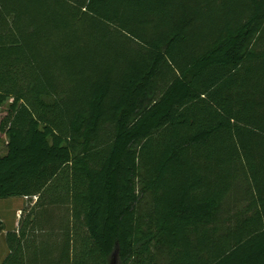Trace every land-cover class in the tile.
<instances>
[{
    "label": "trees",
    "instance_id": "1",
    "mask_svg": "<svg viewBox=\"0 0 264 264\" xmlns=\"http://www.w3.org/2000/svg\"><path fill=\"white\" fill-rule=\"evenodd\" d=\"M0 108L1 264H264V0H0Z\"/></svg>",
    "mask_w": 264,
    "mask_h": 264
},
{
    "label": "rangeland",
    "instance_id": "2",
    "mask_svg": "<svg viewBox=\"0 0 264 264\" xmlns=\"http://www.w3.org/2000/svg\"><path fill=\"white\" fill-rule=\"evenodd\" d=\"M3 109L0 108V114ZM7 137L0 132V151L6 150ZM37 198L10 197L0 199V264L8 253L6 233L19 226V220L23 211H29ZM244 198V185L239 183L226 201V207L234 211H240L246 204ZM229 209V210H230Z\"/></svg>",
    "mask_w": 264,
    "mask_h": 264
},
{
    "label": "built area",
    "instance_id": "3",
    "mask_svg": "<svg viewBox=\"0 0 264 264\" xmlns=\"http://www.w3.org/2000/svg\"><path fill=\"white\" fill-rule=\"evenodd\" d=\"M36 197V196H35ZM37 198V197H36Z\"/></svg>",
    "mask_w": 264,
    "mask_h": 264
}]
</instances>
